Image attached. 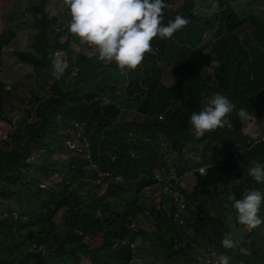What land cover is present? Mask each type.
<instances>
[{
    "label": "trees",
    "instance_id": "1",
    "mask_svg": "<svg viewBox=\"0 0 264 264\" xmlns=\"http://www.w3.org/2000/svg\"><path fill=\"white\" fill-rule=\"evenodd\" d=\"M49 1L25 0V12L33 14L38 30L14 42L19 45L15 49L10 48L15 31L0 17V88L32 70L47 80L40 92L33 93L30 121H24L20 132L10 135L7 148L0 146V264H47L49 257L55 264H80L84 259L92 264H125L138 239L142 250L148 245L152 249L149 264H176L179 258L189 259L190 264H206L190 258L198 238L207 243V255L214 261L221 254L229 261V249L222 247L221 240L233 230L238 233L234 209L224 217V229L208 210L202 212L200 221H196L202 231L188 241L183 239L187 215L185 224L180 225L175 218L177 203L170 199L166 213L162 205L156 207L155 198L146 190L157 184V172L183 176L191 171L187 146L220 140L233 130L248 137L243 130L259 121L261 139L250 142L245 150H228L225 157L215 158L217 161L207 166L205 174L197 172L194 192L188 195L183 189V194L188 209L193 203L191 197L197 198L202 187H212L226 200L229 194L240 199L249 189L264 195V182L257 183L248 175L251 166L264 163V20L254 14L241 17L233 6L237 0H164L161 23L166 25L176 15L190 21L171 38L154 37L151 50L143 54L137 67L121 73L127 80L124 94L141 102L139 109L144 117L139 123H114L122 106L116 100L105 103L102 99L114 88H87V84L106 69H121L115 62L97 59L93 47L81 44L69 33L66 21L57 27L60 19L47 13ZM13 2L0 0V11ZM177 4V8L168 10ZM209 31L219 36V42L206 54L217 87L201 72L202 63L194 50ZM73 42L79 50L70 48ZM59 52L67 54L68 63L56 78L52 64ZM41 92L49 97L45 93L42 97ZM213 93L223 94L233 103V112L228 114L231 127L218 126L196 138L189 116L199 111ZM234 116L240 118L237 123ZM73 120L95 123L90 131V147L96 171L85 170V156L69 152L64 146L69 138L66 130ZM47 147L45 157L32 159L34 152L41 156ZM58 154L68 155V172L53 178ZM98 171L108 176L99 179ZM44 179L49 182L45 185L49 198L40 199V209L25 217L19 198L41 197ZM157 186L160 190L163 184ZM75 197L76 203H68ZM116 206L123 210H116ZM2 211L8 215L1 216ZM229 216L233 220L228 223L225 219ZM26 227L32 229L24 233ZM243 228H247L245 238L233 240L234 255L228 264H236L235 260L237 264H255L258 259L259 252L250 236L254 227Z\"/></svg>",
    "mask_w": 264,
    "mask_h": 264
},
{
    "label": "rangeland",
    "instance_id": "2",
    "mask_svg": "<svg viewBox=\"0 0 264 264\" xmlns=\"http://www.w3.org/2000/svg\"><path fill=\"white\" fill-rule=\"evenodd\" d=\"M58 5L60 4L55 3L54 8L50 9L51 13L49 15L51 17H54V16L56 17V14L60 12L61 8ZM177 6L178 4L169 6L168 10H173L177 8ZM233 6L241 17H245L248 14H254L264 20V3L262 2V0H237L233 3ZM213 8H215V6H213ZM20 22H22V25L23 23L29 24V29L32 32V34L37 32L38 24L37 23L35 24V22H33L31 19H28L25 22L21 20ZM191 22H192L191 24L194 23L193 20ZM60 24L62 23L59 22L57 27H59ZM175 37H178V39H180L178 34H175ZM15 40H17L18 42L19 38L18 37L12 38L13 44L10 45V48L12 49H15V47L19 46L18 44L16 45L14 43ZM218 42H219V36L217 35V33L206 32L203 35L200 43L196 45L194 48L198 59L202 63L201 72L210 77V84L215 87H217V84L213 76V70H212V67L210 66L209 61L206 59L205 54L207 53V51L210 49L211 46L217 44ZM71 46H72L73 51L79 50V47L76 44H74V42L72 43ZM87 51L88 49L85 48L84 52H87ZM55 56H56V60L59 59V61L63 63L62 59H64L63 58L64 56L62 57V55L60 54H57V55L55 54ZM106 62H109V61H106ZM36 76H37L36 72L32 70L26 73L25 75H23L16 83L9 84L11 85L10 89H7L6 87L0 88V93L2 96V107L0 108V146H3L4 148H7V146L9 145L10 135L16 132H20L19 130L24 126V121H30V118H28V113L30 112L32 103H34L35 101L33 97V93L40 92L39 89L42 88V85L47 83V80H45L44 78H41L42 76L41 77L37 76V78ZM126 84H127V80L123 77V75H121L120 70L117 71L115 69H106L103 73H100V76L95 77L93 81L89 82L87 84V88H95V87L105 88L106 86H112L114 90L112 92H109L110 95L108 97L106 95L104 99L109 98L108 100H112V99L116 100L122 106L121 113L116 119H114V123H120V122L121 123H124V122L139 123L142 121L144 117V114L139 109V104L141 102L135 101L133 98H130L126 96V94H124V89L126 87ZM43 88H45V86H43ZM44 93L45 92H41L42 97L45 96V94L47 95V97H49L48 93H45V94ZM44 99L42 98V100ZM236 115H238V113ZM238 118H239L238 116H234L233 120L237 122ZM235 124L236 123H234L233 125ZM260 125L261 124L259 121L254 122L253 124H248L246 129L243 130L244 133L245 132L247 133L248 137H245L244 135H241L233 130V131H230L224 134L220 138V140L212 139V140H207L204 143L199 144V145L187 146L186 157L188 159L189 166H191L192 169L191 171H189L188 173L182 176L186 194L191 195L194 192L195 186L197 184V179L199 177L197 173L198 171L201 174H205L206 172L204 173L202 172L206 170L207 166L225 157L228 150H237V149L245 150L247 149L250 142H255L256 140L261 139L263 134H262ZM94 126H95L94 122L87 121L86 128H85L87 133L90 134V131L94 128ZM66 133H67V130H66ZM48 149H49L48 147L45 148V150H43L42 152V155L40 156V153H39L36 155V158H38V156L45 157L48 153ZM67 160H68L67 154L66 155L65 154L56 155V162H57L56 168H55L56 171L52 175L53 178H58L57 174H59L60 176H65L67 174L68 172ZM39 163H41V161ZM36 177H39L38 170L36 173ZM41 183L42 185H44L43 187H41L44 190L43 191L44 194L41 197L38 196V198H35V197L30 198L27 196H23L22 198H19V204L25 214V217L31 214L32 212H36L40 209L39 208L40 199L47 201V199L49 198L48 196H46L47 189L45 187V185L48 186V183H49L48 180L44 179ZM155 187H158V186L155 185ZM173 190H174L175 196L177 197L178 195L177 189L173 188ZM157 191H161V189L160 190L158 189L155 190L153 188L147 189L146 193L149 196L155 197V194L157 193ZM167 192L171 193L169 191ZM168 193L161 194L160 196H164L161 200H160V197H159V200L154 199V204H156V207L160 208V205H162L165 208L164 211L166 213H168L170 210V207H169L171 203L170 199L172 197ZM197 196H198L197 198L191 197V202L193 203L191 207L185 212L187 213V223L185 227L186 234H183L184 235L183 239H186L188 241H192V238H196L195 236L202 231L201 228L198 227L197 225L198 223L196 222L197 220L200 221L199 220V217L201 216L200 213L208 210L212 214V216L216 219L219 227L221 229H224V227L226 226L223 221L224 217L229 211L232 210L231 203L230 201L224 199L223 197L224 194L222 193L217 194L216 192H214L212 187H202V193L198 194ZM199 198H202V199L200 200ZM76 202H77L76 197L68 201V203H76ZM115 208L116 210L120 212L123 210L122 206H116ZM4 212H7V211L1 212V216L3 217H5ZM259 217L261 218L262 222L260 225H257L254 227V231L252 232L250 236L252 239H254L257 251L259 252L258 259L255 264H264V210L261 211ZM225 220L229 223V222H232L233 219H231L229 216V218ZM21 222H24V220H22ZM31 229L32 228L26 227L23 230V232L25 233ZM237 231H238L237 234L234 233L236 232L235 230L230 232L231 239L233 240L238 239V238L244 239L245 233L247 232V228L244 229L243 225L239 223V227L237 228ZM58 232L60 231L58 230ZM215 239L216 238L213 237V241H215ZM194 243H195V246H194V249L191 250L190 252L191 253L190 258L194 257L198 259L199 262L201 263L205 262L206 264L209 262L210 264H217L219 262V258L216 261H214L212 257L207 255L206 249L208 248V245L204 240L198 238ZM140 244L141 242L138 239L135 243L136 246L134 248L132 257L128 261H126L125 264H149L150 262H152L153 255L151 253V250H152L151 247L148 245L145 250H142L140 248ZM238 246H239V243H238ZM240 247L242 249V246H239L238 248L240 249ZM228 249H229L228 256L230 257L228 262H230L234 254L231 252L232 248H228ZM107 257L111 259V254H108ZM175 263L176 264H190L189 259L187 258H179V260H177ZM235 263L237 264V260H235ZM47 264H55L54 258L49 257V259L47 260ZM80 264H92V263L84 259L82 263Z\"/></svg>",
    "mask_w": 264,
    "mask_h": 264
},
{
    "label": "clouds",
    "instance_id": "3",
    "mask_svg": "<svg viewBox=\"0 0 264 264\" xmlns=\"http://www.w3.org/2000/svg\"><path fill=\"white\" fill-rule=\"evenodd\" d=\"M70 16L68 31L79 39L81 44L93 47L97 59L115 62L117 68L135 69L142 61L143 54L151 50L150 41L154 37L171 38L181 29L186 19L176 15L165 25L162 9L164 0H62ZM59 59L53 62V76L59 78L64 71ZM231 100L220 93H213L199 111L189 116L191 130L196 138L205 132L215 130L228 124L229 113L233 112ZM239 115V113H238ZM248 175L257 183L264 182V163L257 162L248 169ZM232 201L238 223L249 228L261 224L258 216L262 199L261 191L246 190L240 199L227 197ZM221 245L233 248L235 242L231 234H226ZM219 264H228V257L219 256Z\"/></svg>",
    "mask_w": 264,
    "mask_h": 264
},
{
    "label": "built area",
    "instance_id": "4",
    "mask_svg": "<svg viewBox=\"0 0 264 264\" xmlns=\"http://www.w3.org/2000/svg\"><path fill=\"white\" fill-rule=\"evenodd\" d=\"M58 53H56L57 55ZM124 70V72H123ZM127 69H121V73H126ZM11 85H6L5 87L7 89H10ZM108 97V96H107ZM109 98L103 97V102L109 103L111 100H108ZM86 123H81L79 121L73 120L70 122L69 128H67V134L69 135V138L64 141V146L69 152L76 153L79 155L85 156L86 163L83 165V168L85 170H97L98 166L96 162L93 160L91 155V147H90V134L87 133L85 130ZM37 153L34 152L32 154V159L36 158ZM74 167V166H73ZM202 172V171H201ZM203 171L202 173H204ZM104 176H108V173H103L101 171H98V178L101 179ZM155 178L157 180V184H163L161 191H157L155 194V200L158 199L161 194L168 193L167 191L171 192L168 193L172 197V201L177 203V209L175 211V218L177 219L178 223L180 225L185 224V213L188 210V202L185 194H183L184 184L182 180V176L177 175L175 173L167 174L162 170V172H157L155 174ZM98 180V179H97ZM99 181V180H98ZM43 187L44 185L41 184ZM173 188L177 189L178 195L177 197L174 194ZM14 216L16 215V212L13 213ZM8 213L4 212V216H7ZM133 226V224L131 225Z\"/></svg>",
    "mask_w": 264,
    "mask_h": 264
},
{
    "label": "crops",
    "instance_id": "5",
    "mask_svg": "<svg viewBox=\"0 0 264 264\" xmlns=\"http://www.w3.org/2000/svg\"><path fill=\"white\" fill-rule=\"evenodd\" d=\"M179 2H182V0H179ZM56 4H60L58 5L61 10L59 13L56 14V17L60 19L59 22L62 23V21H66V24L68 25V22L70 20V16L67 12V9L66 7L63 6V2L62 0H50L48 2V5H47V13L50 14V9H53L54 8V5ZM197 9V8H196ZM59 10V8H58ZM53 11V10H52ZM197 11V10H196ZM25 13V15H24ZM15 14V15H14ZM50 16V15H49ZM0 17H2L4 19V21L8 24L6 27H10L12 29L15 30V36L19 38V42L23 41L24 39L30 37V35L32 34V32L30 31L29 29V24H24L22 25V22H20L21 20L22 21H26L28 19H31L33 22L35 21L33 19V14L32 13H27L25 12V0H14L13 4L7 8L6 10H3V11H0ZM51 17V16H50ZM55 17V16H54ZM23 18V19H22ZM187 22L190 21L189 18L186 19ZM22 31V33H21ZM208 33H211V31H209ZM213 33H216V32H213ZM211 35V34H210ZM15 42H17V40H15ZM25 42V41H24ZM23 42V43H24ZM18 43V42H17ZM216 45V44H215ZM214 46V45H213ZM212 47V46H211ZM210 47V49H211ZM70 48H72V46H70ZM209 49V50H210ZM208 50V51H209ZM207 51V52H208ZM58 54L62 55V57L64 59L63 60V63L64 65L66 66L67 63H68V60H67V54L64 53V52H59ZM207 54V53H206ZM205 54V56H206ZM207 59V57H206ZM208 60V59H207ZM62 63V64H63ZM16 83V82H15ZM103 99V98H102ZM121 123V122H120ZM237 123V122H236ZM236 125V124H235ZM194 146V145H193ZM157 185V184H156ZM153 189H157V187L153 186L152 187ZM151 189V188H150ZM185 190V189H184ZM260 208H262L261 211L264 210V201H262L261 203V206ZM261 211H258V213ZM201 216H202V213H200ZM187 215V214H186Z\"/></svg>",
    "mask_w": 264,
    "mask_h": 264
}]
</instances>
